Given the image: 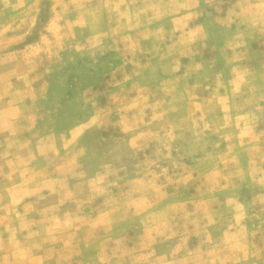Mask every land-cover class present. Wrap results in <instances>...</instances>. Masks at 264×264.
<instances>
[{
    "label": "rangeland",
    "instance_id": "1",
    "mask_svg": "<svg viewBox=\"0 0 264 264\" xmlns=\"http://www.w3.org/2000/svg\"><path fill=\"white\" fill-rule=\"evenodd\" d=\"M0 264H264V0H0Z\"/></svg>",
    "mask_w": 264,
    "mask_h": 264
}]
</instances>
